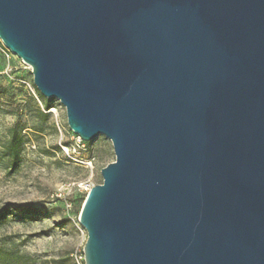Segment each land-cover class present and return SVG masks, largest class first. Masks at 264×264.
Segmentation results:
<instances>
[{
    "label": "water",
    "instance_id": "water-1",
    "mask_svg": "<svg viewBox=\"0 0 264 264\" xmlns=\"http://www.w3.org/2000/svg\"><path fill=\"white\" fill-rule=\"evenodd\" d=\"M0 42L111 142L84 264H264V0H0Z\"/></svg>",
    "mask_w": 264,
    "mask_h": 264
},
{
    "label": "rangeland",
    "instance_id": "rangeland-1",
    "mask_svg": "<svg viewBox=\"0 0 264 264\" xmlns=\"http://www.w3.org/2000/svg\"><path fill=\"white\" fill-rule=\"evenodd\" d=\"M114 161L108 139L78 143L59 101L0 53V264H84L81 204Z\"/></svg>",
    "mask_w": 264,
    "mask_h": 264
},
{
    "label": "built area",
    "instance_id": "built-area-1",
    "mask_svg": "<svg viewBox=\"0 0 264 264\" xmlns=\"http://www.w3.org/2000/svg\"><path fill=\"white\" fill-rule=\"evenodd\" d=\"M0 53L6 58V59H10V57L12 56L11 54H10V52L7 50V49H5L4 47H3V45H0ZM22 63V62H21ZM77 142L78 143H81V140L77 137Z\"/></svg>",
    "mask_w": 264,
    "mask_h": 264
},
{
    "label": "trees",
    "instance_id": "trees-1",
    "mask_svg": "<svg viewBox=\"0 0 264 264\" xmlns=\"http://www.w3.org/2000/svg\"><path fill=\"white\" fill-rule=\"evenodd\" d=\"M84 201V200H83ZM82 204H83V202H82ZM82 204H81V206H82ZM81 209V208H80ZM0 254H1V252H0Z\"/></svg>",
    "mask_w": 264,
    "mask_h": 264
}]
</instances>
